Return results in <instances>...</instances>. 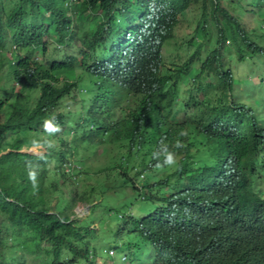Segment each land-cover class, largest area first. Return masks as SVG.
<instances>
[{"label":"trees","instance_id":"1","mask_svg":"<svg viewBox=\"0 0 264 264\" xmlns=\"http://www.w3.org/2000/svg\"><path fill=\"white\" fill-rule=\"evenodd\" d=\"M70 2L0 0V264H26L27 255L40 264H111L101 257L97 229L71 217L78 201L67 196L73 180L63 168L74 163L73 145L144 134L155 129L154 113L173 104L185 106L186 114L214 113L212 125L186 120L194 131L233 136L240 128L249 130L251 142L264 139L254 106L231 97L240 76L228 63L264 55V0ZM189 11L198 23L179 63L163 50ZM249 12L257 24L252 29L244 20ZM47 37L57 43L53 53ZM51 117L60 129L53 134L42 128ZM34 139L45 153L22 151ZM159 198L141 219L131 213L134 203L120 206L127 209L119 214L124 226L111 230L115 238L123 233L124 255L132 264H209L220 251L217 239L198 226L197 243L183 245L168 215L174 197ZM95 231L93 245L87 236ZM101 232L105 237L109 230Z\"/></svg>","mask_w":264,"mask_h":264},{"label":"clouds","instance_id":"2","mask_svg":"<svg viewBox=\"0 0 264 264\" xmlns=\"http://www.w3.org/2000/svg\"><path fill=\"white\" fill-rule=\"evenodd\" d=\"M183 108L185 106L173 104L164 111L157 110L150 119L155 129L146 127L144 134L142 130L125 140L105 143L106 158L120 161L115 165L119 177L123 179L126 175L127 186L137 191V198L148 205L145 209L153 212L160 196L174 197L173 215L171 211L168 215L174 217V228L183 245L197 243L195 231L198 226L213 234L220 251L212 255L209 264H264V139L251 142L245 137L249 136V130L243 132L240 128L238 130L242 132L236 131L233 136L224 130L220 136L202 129L194 131L196 127L187 128L185 124L186 120L193 118L195 109L186 114ZM207 113L213 114V122L214 113ZM256 115L264 130V120L257 111ZM42 128L49 134L60 130L55 117L44 119ZM145 135L146 141L143 140ZM32 143V146H23L22 151L31 153L29 149L37 147L40 152L32 154L45 153L43 145H36L39 141L34 139ZM43 143L52 146L51 141ZM69 165L63 168L67 172L66 179L74 163ZM35 177V171L30 170L28 179L34 185ZM77 203L87 205L84 200ZM128 203L134 201L123 198L119 206ZM131 213L141 219L150 211L143 212L141 217H136L133 211ZM71 214L75 215V212ZM127 227L133 228V225L127 224ZM145 254L153 253L145 252L144 257ZM122 257L128 261L125 255ZM145 264L152 262L146 261Z\"/></svg>","mask_w":264,"mask_h":264},{"label":"rangeland","instance_id":"3","mask_svg":"<svg viewBox=\"0 0 264 264\" xmlns=\"http://www.w3.org/2000/svg\"><path fill=\"white\" fill-rule=\"evenodd\" d=\"M70 1L72 4L79 3V0ZM197 15H199V11ZM254 16L249 12L244 17L249 29L257 26ZM197 23L198 20L193 17V12H187V16L184 17L183 22L176 27L173 38L165 45L164 52L166 56L172 55L179 63L188 57L182 44L185 40H188ZM47 41L51 44L48 51L49 53H53L57 43L54 39L48 37ZM8 54H10L9 51ZM36 55L40 58V51H37ZM232 59L228 58V63L235 76H240V82L235 85L231 97H234V100L237 102L254 106L257 114L264 120V55L259 54L256 58L244 62H240L236 58ZM77 73H81V70L77 69ZM203 94L204 92L198 96L201 98L204 96ZM212 118L213 114L207 113L202 109L193 114V120L196 122L204 121L209 123L212 122ZM73 147L74 165L68 171V175L71 176L69 177L73 181L67 185V189L70 191L67 196L76 197L77 201L79 197L82 200L84 199L89 206V210L86 204L77 203L74 210L75 215L71 214L72 218H77L78 220L85 219L83 224L88 223L90 227L97 229L100 238L99 252L101 257L106 255L111 264H113V258H115L116 264H132L130 258L127 261L122 257L127 252L122 246L123 233H120L118 238H115L113 233L123 223L119 214L127 210L119 206V200L124 198L132 200V202L134 201L133 214L136 217H141L143 210L148 205L143 204L144 202L137 198V191L134 192L130 187L122 185V179L115 169V165L120 163V161L115 159L108 160L106 158L108 151L105 145H96L95 142H92L90 144H82L79 147L73 145ZM29 150L31 153L40 152L37 147ZM104 226L108 228L109 233H105V237H102L100 234H103L101 230ZM98 236L95 231L87 237H89L91 244L94 245L98 240ZM126 238L130 239L128 236ZM106 249L112 251H107L109 254L104 253ZM145 255L146 257L148 256V254ZM26 264L40 263L39 261H34L33 256L27 255Z\"/></svg>","mask_w":264,"mask_h":264}]
</instances>
